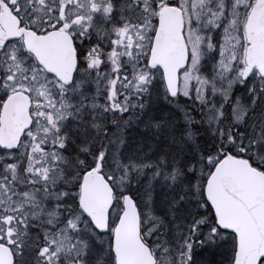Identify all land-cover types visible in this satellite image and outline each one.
Returning <instances> with one entry per match:
<instances>
[{"label": "snow or ice", "instance_id": "6c2138e0", "mask_svg": "<svg viewBox=\"0 0 264 264\" xmlns=\"http://www.w3.org/2000/svg\"><path fill=\"white\" fill-rule=\"evenodd\" d=\"M0 264H264V0H0Z\"/></svg>", "mask_w": 264, "mask_h": 264}]
</instances>
